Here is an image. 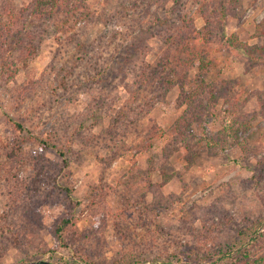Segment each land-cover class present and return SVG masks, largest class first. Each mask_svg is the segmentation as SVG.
Segmentation results:
<instances>
[{"label":"trees","instance_id":"obj_1","mask_svg":"<svg viewBox=\"0 0 264 264\" xmlns=\"http://www.w3.org/2000/svg\"><path fill=\"white\" fill-rule=\"evenodd\" d=\"M103 1L108 2L109 0ZM141 1L144 4L138 10L136 5L138 0H129L131 2L129 7L133 9V13L135 10L138 14L132 17L128 13L130 10L126 9L120 18L124 24H127V27L124 31L116 29L107 36L108 38L106 37L109 39V44L114 45L119 38H123L127 34L132 35L129 33V28L132 27L131 29L138 31L137 36L132 37L129 52L123 56L120 55L117 61H113V67L110 69L107 66L111 63V59L104 60L103 53H100V51L105 50L100 48L104 36H97L89 43L77 41V28L82 24H90L96 20L93 11L87 5L88 0H30L29 4L20 10L18 15L11 14L12 7H7L4 11V14L10 13L12 21L10 25L12 28H7L6 24L0 26V45L3 48L8 43L5 50L7 53L2 55V58L6 59L1 72L2 74L7 72L6 80H13L18 70L24 69L29 77V84L32 87L41 86L40 82L34 79V73L28 68V62L37 53L39 41L45 36L51 35L50 37H53L59 46L75 44L73 59H70L71 67L61 68L59 71L53 68L49 71V74L54 71L55 75L50 83L45 79L48 84L45 93V89H41L44 100L39 102V106L43 107L46 103L51 105V102H56L59 96L73 89L85 92L92 89V91L99 93H102L103 89L111 91L110 87L114 86L113 82L115 81V85H120L131 96L129 102L123 104L116 112L105 132L91 136L92 143L102 144L107 151L113 153L112 159L124 152H131L132 166L126 177V180L129 179L127 184L121 181L120 187L116 188L104 180H100L91 189L87 209L94 223L87 233L82 234L76 229V210L80 206V202L73 197V188L67 185L65 177L62 178V173L69 165L67 155L72 150L71 134L66 142V147L55 142V133H58V129L56 131L55 128L58 127L56 124V126L53 124L48 132L32 136V139L40 146V153L34 160L37 164L33 163L35 168L39 169L36 171L38 179H34L37 182H32L36 185L32 186V191L29 184L23 185L14 175L13 170H17V165L7 161L0 168V193H7L10 199L8 209L0 215V237L8 234L15 242H19L22 238L30 240L35 231L38 230L37 224L31 225L30 223L34 216L31 214L34 213L38 199L47 200L50 204L61 202L66 209V214L55 221L51 234L60 246L71 251L69 258L54 257L57 255L55 251L57 247H54L49 249L54 258L38 259L37 262L34 261L31 264H142L145 255H150L151 251L144 248L146 246L142 238L140 243L138 242L140 235L133 237L132 242L127 245L122 243L121 251L116 254L113 261H107L104 258V252L107 249L104 242L100 245L97 243L98 248L94 247L92 243L96 241L93 238L103 237L109 221H113L114 230L122 240L120 242L127 239L120 225L127 214L113 213L107 202L113 193L123 195L122 202H126L124 198H129L132 203H144L143 198L146 194L159 193L161 188L170 180V177L163 172L160 182L153 181L152 176L156 169V163L153 162L151 154L148 156L147 170H142L136 164L135 156L141 153L149 155L152 144L157 139L168 138L167 145L162 149L163 160L182 152L186 162L191 164L197 157L194 148L198 144H204L209 152L216 151L217 153H223L230 147L237 146L243 153L237 162L240 163L248 159L251 143L245 134L252 128V122L257 116L243 112V108L248 102V95L244 92H238L235 89L237 82L231 79L207 81L209 70L214 66L210 44L216 37L223 38L224 21L227 17L236 16L239 0ZM154 5L163 9L164 14L159 15L154 11L153 19L146 26H143L140 16L145 13L148 14ZM192 7H196L194 11H192ZM125 15L127 19H123ZM196 17L203 19L205 24L202 29L195 26ZM14 25L20 26L21 33L17 35L18 38H21L19 43H15L13 39L12 29ZM22 34L26 35L27 41L22 40ZM154 37L162 41L165 50L157 62L151 64L146 61V57L150 51L148 41ZM255 37L264 40V17L260 23L255 25ZM228 40L233 49H238L244 54L248 66L264 65V43L262 45H248L238 42L233 36H230ZM14 51L18 52V62H13L11 59V56L15 55ZM114 52H117V47ZM114 55L115 53L112 52V57ZM194 69L196 70L194 77L188 79L190 78L189 72ZM175 86L179 88V106H184V110L171 126L164 130L158 127L154 121H151L147 127L139 128L137 120L147 115L152 107L151 100L156 97H164ZM30 88L23 89L22 95L16 97L17 108H21L33 92ZM139 90H147L145 92H149V94L152 91L151 99L146 98L147 95H145L141 100ZM155 91L157 92L156 95H154ZM138 100L140 102L134 105V102ZM221 100L222 103L226 104V107L218 111ZM107 101L109 105H105V110L109 111L112 107H110V99L107 98ZM257 102L260 109L258 116L264 117V97L258 95ZM94 103L98 109L104 105V103L100 105L97 98ZM136 108H139V111H136ZM24 117L27 119L29 115L26 113ZM211 120L218 122L219 131L213 133L210 130L209 123ZM8 121L17 133L25 130L24 121L20 114L17 119L8 117ZM83 126V123L80 124L79 129ZM132 134H135L138 142L127 145L125 140ZM20 142L24 141L21 140ZM256 146L253 143V147L256 148ZM51 150L56 152L60 162L55 164L51 162L47 166L43 165L45 157L43 152L46 153ZM8 154L9 159H17L14 154L10 152ZM255 159L251 180L258 192L261 212L264 213V156L261 159ZM4 184L6 188L2 187ZM39 185L47 186L50 189L39 190ZM122 185L123 191H121ZM124 208L128 211L127 207ZM207 220L214 221L211 218ZM227 220L229 219L227 218ZM255 220L256 226L264 223V214ZM33 223L36 222L33 221ZM206 224L207 222L204 220V227ZM206 229L209 230L210 228L206 227ZM255 232L256 230L252 227L240 229L238 237L232 245H216L210 250H198L184 244L183 247L186 248L176 253L177 262L178 264H190L187 262L195 261L208 262L209 264L215 262L218 264H264V231L254 238ZM215 233L216 230L211 229L210 232L201 236L202 242L205 245V240L212 242ZM70 239L72 245H66V241ZM250 240H254V242L247 244ZM245 244H247L246 247ZM237 246L239 248L244 247L230 255ZM1 249L2 246H0ZM260 251L263 252L259 254ZM183 261L187 262L182 263ZM23 264L30 263L25 261Z\"/></svg>","mask_w":264,"mask_h":264},{"label":"rangeland","instance_id":"obj_2","mask_svg":"<svg viewBox=\"0 0 264 264\" xmlns=\"http://www.w3.org/2000/svg\"><path fill=\"white\" fill-rule=\"evenodd\" d=\"M29 2L30 0H0V26L6 24L9 28L11 25L10 13L4 14L7 7H12L11 14L18 15ZM129 3H131L129 0H109L108 2L88 0L87 5L93 11L96 20L90 24H82L77 28V41L80 42L89 43L100 35L105 37L102 47H100L105 50L100 53H103L104 60L111 59V63L107 66L108 69L113 67V61H117L120 55L123 56L129 52L132 37L138 34V31L131 27L129 33L132 35L127 34L123 38H119L114 45L109 44V39H107V36L114 30L124 31L127 27V24H124L120 18L126 9L130 10L128 13L132 17L138 14L135 10L133 13ZM143 4L141 0H138L136 4L138 10L143 7ZM195 8L192 7V11ZM154 11L159 15L164 14L163 9L154 5L148 14L140 16L143 26L153 19ZM11 17L13 16L11 15ZM263 17L264 0H239L236 16L227 17L224 21L223 38L216 37L210 44L214 66L209 70L207 81L231 79L237 82L235 89L248 95V102L244 106L243 112L257 115L252 122V128L245 134L251 143L248 159L240 163L237 162L243 156L237 146H232L223 153H217L216 151L209 152L204 144H198L194 148L197 157L191 164L186 162L182 152L163 160L162 149L167 145L168 138L163 137L155 140L149 155L141 153L135 156L136 164L142 170H147L149 165L147 160L151 154L153 162L156 163V169L152 176L153 181L160 182L163 172L170 177V180L159 193L146 194L143 198L144 203H132L129 198H124L126 202H122L123 195L117 193H113L108 198L107 202L113 213L127 214V217L120 222L122 232L127 239L120 242L122 240L114 230L113 221H109L102 238H93L96 240L92 243L94 247L98 248L97 243L100 245L102 242L107 245L104 252V258L107 261H113L116 254L121 251L122 243L129 244L136 235H140L138 242L140 243L142 238L146 246L144 248L151 251L150 255H145L142 264H178L176 253L186 248L183 247L184 244L198 250H210L216 245H232L237 239L240 229L254 228L256 230L254 238L264 231V223L256 226L255 219L264 213L261 212L258 192L251 180L255 158L261 159L264 156V117L258 116L260 109L257 102L258 95L264 97V65L248 66L244 54L238 49H233L228 40L230 36H233L240 43L262 45L264 40L255 37V25L260 23ZM123 19H127L126 15ZM194 24L198 29H202L205 23L202 18L196 17ZM12 33L15 43H19L21 38H18L17 35L21 33L20 26L14 25ZM50 36H45L39 41L35 57L28 62V68L34 73V79L38 80L41 85L33 86L34 88L29 84V77L24 69H19L13 80H6L7 72H3V74L1 72L6 59H3L2 55L7 53L5 50L8 43L3 48L0 45V168L7 161L17 165V170H13L14 175L23 185L29 184L32 191L34 185L32 182L38 179L36 171L39 169L35 168L33 163L37 164L34 160L40 153V146L32 139V136L48 132L53 124L54 126L58 125L55 127L56 131L58 129V133H55V142L66 147V142L71 134L72 150L67 155L69 165L62 173V178L65 177L67 185L73 188V197L80 202V206L76 210L75 225L77 231L85 234L94 223L87 209L91 189L100 180H104L116 188L120 187L121 181L127 184L129 179L126 180V177L132 166L131 152H124L112 159L113 153L107 151L102 144L92 143L91 136L104 133L116 112L123 104L129 102L131 96L120 85H115V81L113 82L114 86L110 87L111 91L103 89V92L99 93L92 89L89 90L90 92L73 89L59 96L56 102H51V105L46 103L43 107L39 106V102L44 100L41 89L44 90L55 75L54 71L51 74L49 71L53 68L59 71L61 68L71 67L70 59H73L72 54L75 50V44L59 46ZM22 40L27 41L26 35L22 34ZM148 46L150 51L146 61L155 64L165 50V46L157 37L150 39ZM116 47L117 52H114ZM112 52L115 53L113 57ZM14 54L11 59L13 62H18V52L14 51ZM48 68L50 69L47 71ZM195 73V69L190 71L188 79L193 78ZM45 79L48 80L47 83ZM29 87L33 92L28 96L24 105L17 108L16 97L22 95L23 89ZM147 90H139L141 100L145 95H147L146 98L151 99L153 92L151 91L149 94V92H145ZM156 94L155 91L154 95ZM178 97L179 88L175 86L164 97L152 99V107L147 115L137 120L139 128H145L151 121H154L158 127L164 130L168 129L184 110V106H179ZM96 98L100 105L104 103L102 108L98 109L95 106ZM107 98L110 99V107L113 110H105V105H109ZM139 102V100L135 101L134 105ZM225 107L226 104L221 100L218 111ZM139 108H136V111H139ZM26 113L29 115L27 119L24 117ZM19 114L25 125V130L21 133L14 131L8 121V117L17 119ZM82 123L84 126L79 129ZM209 128L214 133L219 131L220 126L217 121L211 120ZM21 140L24 142H20ZM137 142L135 134L128 136L125 140L127 145ZM253 143L257 145L256 148L253 147ZM9 152L14 154L17 159H9ZM55 153L54 150L43 152L45 157L42 164L47 166L51 162L59 163L60 158ZM3 186L6 188L5 184ZM38 189L46 191L50 188L39 185ZM123 190L122 185L121 191ZM9 203L8 194L0 193V215L8 209ZM36 203L34 213L31 214L34 216L30 223L31 225L37 224L38 230L30 240L22 238L19 242H15L8 234L0 237V246H2L0 264H23L25 261L31 264L34 261L37 262L38 259H48L53 257L49 249L54 247H57L55 250L57 255L54 257L69 258L71 251L60 246L51 234L55 221L66 214V209L61 202L50 204L47 200L38 199ZM124 207H127L128 211ZM120 217L122 218V216ZM208 218L214 221L207 220ZM204 220L207 222L205 227ZM206 227L210 229L207 230ZM211 229L216 230L215 237L212 238L208 235L213 241L205 240V245L201 236L210 232ZM254 240H250L247 244H252ZM66 243V245H72V240L70 239ZM247 244L244 246L246 247ZM244 246L235 247L236 249L230 255L242 250ZM71 248L73 247L71 246ZM187 263L209 264L198 261ZM213 264H218V262Z\"/></svg>","mask_w":264,"mask_h":264}]
</instances>
